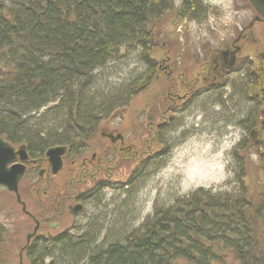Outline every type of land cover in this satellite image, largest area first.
<instances>
[{
  "label": "trees",
  "instance_id": "16d2710c",
  "mask_svg": "<svg viewBox=\"0 0 264 264\" xmlns=\"http://www.w3.org/2000/svg\"><path fill=\"white\" fill-rule=\"evenodd\" d=\"M173 6V0H0V136L24 143L31 154L56 144L77 152L95 137L99 117L149 75L109 81L118 74L110 62L136 51L152 71L147 25ZM204 7L182 0L179 11L199 21ZM239 85L233 90L255 97L247 81ZM247 119V128L256 126ZM231 170L233 191L196 188L156 207L136 228L108 207L80 235L40 244L33 264H264V156L259 166L244 160ZM114 207L120 212L123 205L114 200Z\"/></svg>",
  "mask_w": 264,
  "mask_h": 264
},
{
  "label": "rangeland",
  "instance_id": "374dc122",
  "mask_svg": "<svg viewBox=\"0 0 264 264\" xmlns=\"http://www.w3.org/2000/svg\"><path fill=\"white\" fill-rule=\"evenodd\" d=\"M203 2L205 11L203 16H199V21L183 19L179 11L180 2L176 0L171 10L147 25L151 33L148 38L149 62L154 70L151 71L149 65L141 63L134 55L136 47L132 48L134 52L110 62L118 74L109 76V81L131 83L142 74L149 75L146 81L137 82L136 87L130 85L132 95L126 102H118L120 106L116 110L99 117L95 137L85 142V151H79L71 158L75 162L72 166L79 169L83 156L90 159L95 154L103 170L109 168V177L99 174L109 180H104L108 185L103 196L99 195L97 200H86L84 211L79 216L70 215L65 206L56 203L54 198L63 190L69 193L83 190L77 179L72 183L76 186L68 190L67 183L74 176L66 164L59 175L49 176L47 182L34 180L36 187L47 188L44 189L45 194L36 196L41 202L40 207L32 205L36 200L31 199V193L21 196L22 200L29 202L26 210L35 219H39L43 209L45 214L42 217L49 219L47 226L59 223L50 229V234L67 232L80 235L89 219L106 214L108 207L113 211L111 215L120 214V218L128 220L129 227L136 228L156 207L167 208L175 198L183 197L196 188L212 191L234 189L231 169L240 161L259 166V158L264 156V94L261 93L264 89V22H255L251 27L254 43L246 39L236 43L240 46L236 70L234 68L231 74L220 79L218 89L189 95L194 87L189 90L188 78L193 77L194 72H200L202 66L210 67L209 56L230 48L232 40L242 28L250 25L253 18L246 0ZM176 57H181L183 63L176 62ZM165 64L184 83L179 88L182 90L179 95L186 93L187 98L180 97L176 103H170L166 97L170 86L169 71L157 68V65ZM3 71L2 75L7 76L6 69ZM254 71L257 74L255 100L259 98V102L254 101L253 96L249 100L248 90L244 89L245 96L232 91L233 87L241 86V80L248 82L249 89ZM175 77H172L173 81H177ZM236 105L239 108L234 111ZM227 114L234 117L225 118ZM248 114L257 123L251 129L247 128ZM214 116L219 118L218 122H213ZM160 124L162 126L159 127ZM255 129L259 134H254ZM112 131L123 136V145L119 140L108 138ZM125 146L132 147L128 157L124 156L128 152L119 151ZM234 147L239 150L236 159L232 155ZM134 167L135 179L130 176L131 173L134 176ZM262 174L264 171H261V177ZM114 200L123 205L120 212L115 207L111 208ZM113 225L116 224L108 228ZM0 227L8 232L5 237L0 233V264H18L19 249L31 231L33 221L22 216L12 194H0ZM14 239L19 240L14 242Z\"/></svg>",
  "mask_w": 264,
  "mask_h": 264
},
{
  "label": "flooded vegetation",
  "instance_id": "af4514ba",
  "mask_svg": "<svg viewBox=\"0 0 264 264\" xmlns=\"http://www.w3.org/2000/svg\"><path fill=\"white\" fill-rule=\"evenodd\" d=\"M242 34V32H241ZM241 34L236 36L235 38V42L236 40H240L242 41L243 36L241 37ZM251 34V33H250ZM245 40V39H244ZM249 40V38H248ZM233 41V43H234ZM232 48H238L239 51L234 53V57H235V64L232 66V68L227 69V63H229V60L231 59V54L230 53H225L222 51H218L216 54H213L211 56H209L210 60H211V66L204 68V66H202L203 69H201L200 72H194L193 73V77H189L187 80V84H189L190 86L188 87L189 90L193 89L194 87V91L193 90L189 93V95H201L204 92H210L212 90H216L218 89L217 87V83L219 84L220 79L225 78V76L227 77V74H231L232 70L235 68L236 70V63H237V56L240 54V48L238 46L235 45H231ZM235 48V49H236ZM234 49V50H235ZM176 62L181 64L183 63V60L181 57L179 58H175ZM203 65H205L204 62H202ZM241 66V65H240ZM158 70L161 71H169L167 72V76L170 77V86H169V91H167L166 97L168 98V101L170 103H176V101H178L180 99V97H186V93L184 94V96H180L179 94L182 92V90H180L179 88H181L183 86V81L179 80L180 78L177 76H174L173 71L171 72L170 69L171 67H169L168 65H157ZM238 69H242L241 67H239ZM229 70V71H228ZM251 73V72H250ZM172 77H175L177 79V81H173ZM179 78V79H178ZM200 84L202 86H200ZM205 85V86H204ZM233 91V88H232ZM187 98V97H186ZM158 126V125H157ZM162 126V124L159 125V127ZM158 127V128H159ZM115 132L112 131L110 133H108V135L110 137L115 138L117 136V134H114ZM124 140V139H123ZM81 148H79V146L77 147V151H85V146L83 147L82 144ZM48 148V147H47ZM45 148L43 151H40L39 155H36V153L31 154V152L28 150V148L26 147L24 151V153H22V156H26L29 158V161L26 163V171H27V175L28 178L26 179L25 182L23 183H19V187H18V192H19V203L15 198L16 203L20 206L21 209V214L23 217H26L27 219L30 218L33 221V227H37V230L35 232V234L28 240V242L26 241V236H25V240H24V244L23 246L19 249V259H18V264H33V259L32 257L35 255L36 250H39V246L40 244L46 243V244H50V242L54 239V238H58L59 236L67 233V232H60V234L57 235H52L50 234V229H54L57 225L59 226V223H51L47 226V222L49 221L48 218L46 217H42V215L45 214V211L42 209L40 211V216L39 219H35L34 216L32 214H27L28 212L25 210L26 206H29V202L25 201V200H21L23 195H25V193H31V199L32 200H36V203L32 204L35 208L40 207L41 205H39L41 202L39 201V199L36 197L39 193L43 194L44 193V189H40L38 187H36L34 180L36 181H42V180H47L49 178L48 174L46 171H48L47 169V160L44 157V152L47 149ZM132 149V147H120L119 151H125L128 152ZM19 151V149L14 148V152L17 153ZM67 153V152H66ZM130 153V152H128ZM128 153H125V157ZM136 153V152H134ZM122 154V153H121ZM19 155L17 154L15 159L7 164V167L9 168L10 166L19 163ZM96 162V164H95ZM70 164L73 165V161H70ZM135 168V167H134ZM77 170V171H76ZM71 167L69 168L70 172H73V176L71 178V180L67 183V188L68 190L71 189V187H75V185H72L73 180L77 179V182H81V184H83L84 186L87 185V188L85 190H79V192H74L72 191V193H69L68 191H62L61 193H59L55 198L54 201L56 203L61 204V206H65V208L67 209V211L69 212V210L72 208V204H78L81 207L84 206V202L88 199L90 200H97L99 195L103 196V190L106 188V186L108 185L105 181H109L108 179H103L99 176L100 173H104L106 177H109V168H105L103 170V166H101L100 162L95 158V154L91 155L90 159H87L86 156H83L81 159V165L79 169H76ZM134 176L131 173V177H133L134 179L136 178V168L133 170ZM76 176V178H75ZM129 176V177H130ZM99 177V178H98ZM86 178H87V182H86ZM105 180V181H104ZM48 184V183H46ZM51 193V192H50ZM50 193H48V196L50 195ZM0 194H6V195H10L12 193L3 190ZM45 194V193H44ZM22 196V197H21ZM73 202V203H72ZM24 205V210L23 211V205ZM80 209V208H79ZM58 209L55 210V212H57ZM41 231H43L41 233ZM1 232L3 233L4 237L6 236L5 233H8L7 231H4V229L2 228ZM28 234V233H27ZM3 237V238H4ZM19 239H14V242H16ZM27 242V244H26ZM1 243V240H0Z\"/></svg>",
  "mask_w": 264,
  "mask_h": 264
},
{
  "label": "water",
  "instance_id": "95a60500",
  "mask_svg": "<svg viewBox=\"0 0 264 264\" xmlns=\"http://www.w3.org/2000/svg\"><path fill=\"white\" fill-rule=\"evenodd\" d=\"M252 7L257 12L259 17L254 18L255 20L264 21V0H248ZM239 49L236 48L234 52L231 53V61L228 66H231L234 61V53ZM119 138V136H118ZM114 140V139H112ZM261 143V142H258ZM25 151V146L19 147L17 153L14 152L13 148L0 137V190H7L14 192L16 194V199L19 202V197L17 195V185L24 173V166L20 164H14L7 167V164L12 162L16 155H19V159L24 161L26 156H22ZM65 152V147H52L46 151L47 161L52 169V172H56L60 168V156ZM79 210V207H73L70 212L75 213ZM29 236L27 237V240Z\"/></svg>",
  "mask_w": 264,
  "mask_h": 264
},
{
  "label": "bare ground",
  "instance_id": "6f19581e",
  "mask_svg": "<svg viewBox=\"0 0 264 264\" xmlns=\"http://www.w3.org/2000/svg\"><path fill=\"white\" fill-rule=\"evenodd\" d=\"M174 1V3L176 2V0H173ZM203 0H201V2H202ZM179 2L180 3H182V0H179ZM250 33H251V30H250V28L247 26V27H245L244 29H243V31H242V34H241V37L243 36V40L244 39H246V40H248V38H249V40L248 41H250V42H252V39H251V36H250ZM235 39V38H234ZM234 39L232 40V43H233V41H234ZM231 43V44H232ZM236 150V148L234 147V150L233 151H235ZM232 174H233V172H232ZM232 179V181H234V175H233V177L231 178ZM231 181V182H232ZM234 189L231 187V189L230 190H227V191H233ZM177 198H175L174 200H173V202L176 200ZM95 202V201H94ZM172 202V203H173Z\"/></svg>",
  "mask_w": 264,
  "mask_h": 264
}]
</instances>
